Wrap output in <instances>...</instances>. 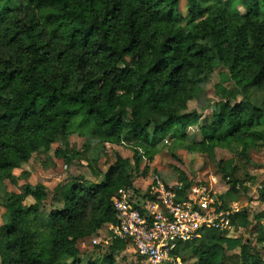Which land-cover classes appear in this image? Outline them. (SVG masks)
<instances>
[{
	"label": "trees",
	"instance_id": "1",
	"mask_svg": "<svg viewBox=\"0 0 264 264\" xmlns=\"http://www.w3.org/2000/svg\"><path fill=\"white\" fill-rule=\"evenodd\" d=\"M219 67L228 72L215 88L220 100L208 104L212 120L199 123L193 102ZM195 123L202 139L186 142ZM75 134L86 139L81 149L70 142ZM168 136L209 155L229 186L219 210L230 211L236 230L248 228L249 210L229 203L252 178V152L264 149V0H0L1 264H82L78 243L118 222L113 198L122 187L138 193L136 177L148 175L145 161ZM107 144L133 154L115 152L104 173ZM217 149L230 156L218 160ZM35 156L46 169L84 160L104 179L58 183L60 206L47 210V186L29 182ZM178 181L180 199L192 180L178 170ZM255 219L264 244V211ZM129 248L116 239L87 264H117ZM175 253L194 264H264L260 248L209 224Z\"/></svg>",
	"mask_w": 264,
	"mask_h": 264
},
{
	"label": "rangeland",
	"instance_id": "2",
	"mask_svg": "<svg viewBox=\"0 0 264 264\" xmlns=\"http://www.w3.org/2000/svg\"><path fill=\"white\" fill-rule=\"evenodd\" d=\"M241 10H244L243 7L239 6ZM184 2L182 3V10H184ZM228 72L224 67H219L215 70L209 82L203 86V92L201 100L194 101L193 106H198L197 110L200 114L199 123L204 122L207 118L209 121L212 120V110L208 107V104L214 103L220 98L216 94L215 88L216 85L221 81V79L227 75ZM226 86H231L232 83H225ZM190 110H193L192 107ZM152 131V129H151ZM186 142L193 143L198 140H201L202 136L199 131V124L195 123L191 125L186 130ZM173 136L177 137L178 133L173 132ZM168 136L159 146L158 151L154 154L152 159H148L145 162H148L149 173L147 176L143 174L136 177L137 185L140 186L141 180L152 178L154 172L159 171L166 178V182L169 184H174L178 178V170H183L189 176L191 180H195L198 183L209 184L215 190L213 186L221 184V180L217 175L222 174L218 171L216 164L209 157V155L202 152H189L181 147L180 144L176 143L175 138ZM85 137H81L77 134L70 137V142L72 145L76 146L78 149L83 147L85 143ZM59 144L54 145L56 149ZM115 152L120 153L123 157H132V147L127 144L123 145H111L107 144L106 146V155L101 156L98 161L99 168L105 173L108 171L109 167L115 162ZM217 159L227 158L230 156L229 152L225 149H217ZM53 155V150L50 152ZM40 157H34L26 168L30 172L29 182L33 185L38 183L44 184L47 186L49 191V198L45 203V208L47 210L57 208L60 205L55 204L52 201V192L53 188L60 182L76 178L78 176H84L93 182H100L104 179V174L100 177H95L87 162L84 160H76L73 164L68 166H63L61 169L54 168H43L41 165ZM252 163L249 166L248 172L251 174L252 178L246 177L243 186H241V194L238 196L240 200H235L232 202L231 206L235 210L248 209L250 212V219L252 221L251 225L238 232L233 231L232 228L225 230L224 234L231 235L234 237L240 238L244 242H251L253 246L260 248L262 255L264 256V244H260L257 241V222L255 215L264 211V202L259 198L260 189L264 184V149L261 151L254 150L252 152ZM58 161V159H55ZM59 163L61 161H58ZM22 169H17L14 171L16 175H20ZM213 179L215 181H213ZM135 180V181H136ZM134 181V182H135ZM23 181H21L22 183ZM212 182L215 184H212ZM143 183V182H142ZM9 191H17L18 188L9 182L6 183ZM144 193V191H142ZM140 194V193H139ZM134 202L137 205L143 204L145 197L144 195H138L133 198ZM4 209L0 207V216L4 213ZM264 227V220L262 221ZM108 227H105L99 231L98 234L88 237L78 243V248L80 251V258L82 264H87L89 261L103 257L110 245V240L108 237ZM97 240V243H95ZM194 260L186 262V264H194ZM1 264V260H0ZM117 264H151L148 261H141L137 258L132 248H129L127 251L122 252L117 255ZM164 264V263H163ZM167 264V263H166Z\"/></svg>",
	"mask_w": 264,
	"mask_h": 264
},
{
	"label": "built area",
	"instance_id": "3",
	"mask_svg": "<svg viewBox=\"0 0 264 264\" xmlns=\"http://www.w3.org/2000/svg\"><path fill=\"white\" fill-rule=\"evenodd\" d=\"M183 187L180 181L167 183L158 173L144 193L122 187L113 198L118 222L107 226L110 242H128L139 260L151 264H186L175 253L179 243L200 237L208 224L224 233L230 227V211L219 210V194L211 185L192 184L179 199ZM142 194L145 200L137 205L133 198Z\"/></svg>",
	"mask_w": 264,
	"mask_h": 264
},
{
	"label": "crops",
	"instance_id": "4",
	"mask_svg": "<svg viewBox=\"0 0 264 264\" xmlns=\"http://www.w3.org/2000/svg\"><path fill=\"white\" fill-rule=\"evenodd\" d=\"M154 173H158V174H160V176L165 180V181H167L166 180V178H164V175L163 174H161L159 171H157V172H154ZM217 177L221 180V184H219L218 186L219 187H217V186H213L214 188H216L215 189V191L219 194V195H221V194H224L227 190H228V188H229V186L224 182V180H223V177H221V175H217ZM150 179L148 180V179H144V180H141V184H139L140 186H138L137 185V180L134 182V187H135V189L138 191V193H142V191H144L145 192V190H147V188H148V186H149V184H150ZM177 181H178V178H177ZM143 182V183H142ZM195 183H198L197 181H195V180H192V184H195ZM137 193V194H138ZM237 200H240L239 198H237ZM230 204V206H231V204H232V202L231 203H229ZM229 228H232L233 229V231L235 230V232H238V231H240V230H244V229H246V228H240V229H238V230H236L235 229V226L233 225V224H231L230 223V227ZM224 234V233H223ZM224 235H226V234H224ZM227 237H231V238H238V237H234V236H231V235H226ZM243 243H246V242H244V241H242Z\"/></svg>",
	"mask_w": 264,
	"mask_h": 264
}]
</instances>
